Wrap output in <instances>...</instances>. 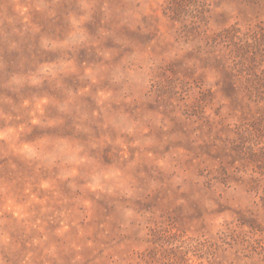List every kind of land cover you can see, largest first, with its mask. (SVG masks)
Segmentation results:
<instances>
[{
	"label": "rangeland",
	"instance_id": "374dc122",
	"mask_svg": "<svg viewBox=\"0 0 264 264\" xmlns=\"http://www.w3.org/2000/svg\"><path fill=\"white\" fill-rule=\"evenodd\" d=\"M0 264H264V0H0Z\"/></svg>",
	"mask_w": 264,
	"mask_h": 264
}]
</instances>
